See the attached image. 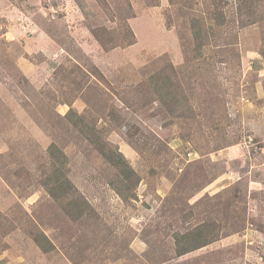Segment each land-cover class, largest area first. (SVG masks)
<instances>
[{"label": "rangeland", "instance_id": "obj_1", "mask_svg": "<svg viewBox=\"0 0 264 264\" xmlns=\"http://www.w3.org/2000/svg\"><path fill=\"white\" fill-rule=\"evenodd\" d=\"M0 264H264V0H0Z\"/></svg>", "mask_w": 264, "mask_h": 264}, {"label": "trees", "instance_id": "obj_2", "mask_svg": "<svg viewBox=\"0 0 264 264\" xmlns=\"http://www.w3.org/2000/svg\"><path fill=\"white\" fill-rule=\"evenodd\" d=\"M105 33L106 32H103V34H105ZM95 35L97 37V40L100 43H110L111 42L108 39H107L108 41L106 42L104 40V37L102 38V37L97 36V34H95ZM105 36H106V34H105ZM104 48H105L104 50L106 52H110L111 50H113V47H108L106 45L104 46ZM156 89L157 90L155 91V93L157 94L159 88H156ZM155 97L158 98L159 101L162 99L160 96L155 95ZM70 115H71V113H70ZM68 118H70V120H69L70 122H72L74 125H76L80 129L81 133L86 137V139L95 143L93 141V139L89 138V135L87 133V128L82 123L77 124L74 121H72L73 117H68ZM48 150H49L50 155L55 154V155L60 156L59 160L61 163L59 165H60V167L64 168L65 160L67 158L66 154H64L62 152V150H60V148L57 147L55 144L51 145ZM101 154L104 156L105 159H107L108 162H110L116 168H123V166H125V164H126L124 158L122 157V153H120V155H115V154H113L112 151H109V152H102ZM123 172L125 174L126 171L124 170ZM120 174H123V173H120ZM57 177H60V176L58 175ZM122 178L123 179L121 180V182L125 181V180L130 181L129 174H125L124 176H122ZM46 184H47L48 193L55 200H58L62 204L69 206L72 211H74L76 209L79 216L84 214L85 208L83 205H85L86 203L80 200L81 199L80 194H76L74 192V187L71 184L70 180H68V178H65V179H62V178L54 179L53 178V179H50L49 181H47ZM122 191H123V189L120 192L121 194H122ZM69 215H72L71 211H69ZM33 238H34V242L36 243V245L38 247H40L45 253L51 252V250H53L54 246H53L52 242L49 240V238L44 233L41 232L37 235H34ZM191 238H192L191 233H187L186 235H183L182 237H180V241L185 242L186 245H182L183 247L182 248L180 247V250L177 251L178 256L181 257L183 255H186L189 252H193V251H196V250L201 249L203 247H206L209 244H211V242H212V241H210V239L209 240L206 239V237L200 233H198V239L196 241H194V243L189 244L191 242ZM187 242H188V245H187Z\"/></svg>", "mask_w": 264, "mask_h": 264}]
</instances>
